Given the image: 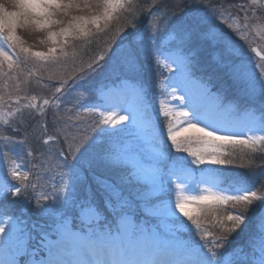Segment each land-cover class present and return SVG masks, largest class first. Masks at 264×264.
Returning a JSON list of instances; mask_svg holds the SVG:
<instances>
[{"label":"snow or ice","instance_id":"1","mask_svg":"<svg viewBox=\"0 0 264 264\" xmlns=\"http://www.w3.org/2000/svg\"><path fill=\"white\" fill-rule=\"evenodd\" d=\"M201 2L202 0H193L191 6L186 7L179 17H174L169 21H165V33L171 34V38L178 37L181 44L195 41L199 46L213 50V58L218 63L219 67L224 70L225 74L228 75L234 83L242 85V90L247 95L255 96L258 93H264V79H260L247 71L242 62H235L234 57L238 55V53L233 50L230 39L209 23L207 14L200 9ZM15 4L19 11L9 12L3 6H0V35L6 30L7 36L4 37V39L9 41L17 39L14 30L18 26L20 17H24V21L27 23L28 13H32L35 16L50 17L51 15H54V13L50 11L52 8L67 9L72 6L71 0H69L68 4H64L63 0H15ZM102 4L104 19H111L112 13L116 12L117 9H122L124 7L125 0H102ZM5 17H8L9 19L5 20ZM99 19L100 17L94 16L92 22L97 23ZM81 20H84V18L74 17L73 21L69 22V26L61 28L59 33L50 32L49 39H54L57 35H67L73 30L77 34L81 33L83 31L79 23ZM33 22L38 25L53 22L60 23V21H51L50 19H44L43 21L36 20ZM149 39H155V37L152 36L149 37ZM140 43V38L134 35L133 38L123 46L121 52L114 54L119 59L120 65L125 71L136 72L138 70L139 57L144 51L140 46ZM24 51L28 50L24 49ZM55 51L56 49L53 47L48 49V53L34 52L33 55L40 58H47L49 53H54ZM157 51L159 50L157 49ZM0 57H4L5 59L8 58L6 49L3 47L2 43H0ZM89 67L93 75L97 72H103L104 70L103 65ZM57 91H60V89H57ZM174 91L175 89H173V92ZM177 99L184 100L186 97H177ZM47 103L48 101H45V104ZM181 115L187 117L189 121L187 127L182 128L181 132L187 133L189 131H194L198 134V139L204 144L216 145L218 142L221 144H249V140L241 138L240 133H233L232 135H217L215 130L209 131L207 127H200L199 122L201 120H209L213 123H218L219 121L213 119L211 113L196 104L191 105L190 110L183 111ZM261 118L264 120V113H262ZM130 119V116H119V119L117 120L114 116L107 115L101 121V124L105 126L116 125ZM190 121H196V123H191ZM97 131L101 136L112 134L107 127L99 128ZM181 132H175L174 129L169 128L167 139L171 141V147H175L177 152L182 150L188 151L189 155L194 157L191 161L192 163H210L215 165H223L225 163L224 160L217 159L215 156H211L210 159L205 160L203 154L192 152L190 149H184L183 143L185 141L178 139L181 136ZM258 139L264 141V136L259 137ZM253 143H255V141H253ZM215 150L216 149L213 148V151ZM68 154L71 155L73 159L68 160L67 158H64L62 160L60 167L62 169L66 168L68 171H62L60 173V178L61 184L63 185L64 177H68L69 188L86 180V173L98 164H104L110 168H119L121 166L119 156L112 149H101L98 151L92 139L86 140L75 150H72L70 147ZM64 156L65 153L62 150L57 152V158ZM12 176L17 179L19 178V174L16 171L12 173ZM25 176H27V174H25ZM97 183L100 185L103 193L102 206L105 210L111 209L118 214H127L133 211L134 208H139L140 205L137 196L140 194L134 195L132 192L128 191V184L124 177H118L117 179L103 182L97 180ZM214 184L215 191L212 189L202 190L207 191L208 194L186 197L184 202L178 200L175 203V208L179 210L183 216L192 220L193 224H197V227H199L198 221L193 220L192 214L185 209V203L223 204L226 201H232L236 204H244L246 207L243 212L229 214L227 217V219L232 222V227L228 229L229 232L236 233L242 231L247 225V213L252 210L253 201H259L264 198L258 197L255 192L248 191L247 186L243 183H237L235 187H231L224 185L223 181L216 178ZM178 187L182 186L178 185ZM9 191L11 192V195L19 196L22 189L20 187H15L14 191L7 189L5 190L4 195H7ZM60 191H63V187ZM224 193H228V195H224ZM44 199H47V197H44ZM63 204L67 207L68 201L65 200ZM86 204L89 211L95 210L98 212L100 209V205L94 203L90 194V189ZM36 207L41 215H52L58 211V209L53 206L42 205L39 202ZM80 207L83 209L84 205L82 204ZM261 213H264V209H261ZM258 223L261 228L260 252L261 254H264V215L259 216ZM5 230V228L0 227V232H4ZM229 242L230 239L228 236H221L214 242L212 247L207 249H205L204 245H198L192 251L190 257L183 261L182 264H241V262L236 259L235 249H233L232 252H227L225 246L228 245ZM259 264H264V255L261 256Z\"/></svg>","mask_w":264,"mask_h":264},{"label":"rangeland","instance_id":"2","mask_svg":"<svg viewBox=\"0 0 264 264\" xmlns=\"http://www.w3.org/2000/svg\"><path fill=\"white\" fill-rule=\"evenodd\" d=\"M212 1V0H209ZM129 0H125L124 7L122 9H117L116 12L112 13L111 19H104L103 16V4L102 0H71V7L65 8H52L50 11L54 13V15H51L50 17L45 16H35L32 13H28V19L27 23H25L24 19L22 17L19 18L18 26L14 30V34L17 37V39H13L14 42H16L17 48L20 49V51H24V49H27L28 51H24L26 54L29 53L30 56L33 58L34 52H43L48 53L49 48H55L56 51L54 53H49L47 58H40L38 57V60L40 59V64L37 66V68L34 69L33 75L35 77L33 78H26L24 80L25 86H30L31 83H33V86L30 90L23 89L22 99L15 97L14 99H9V97H5L4 94L9 91V87L15 86L17 82H19L18 78L9 74V70L6 68H9V64L6 61H9L8 59L16 58L15 53H9L7 54L8 58L5 59L4 57H0V127L2 129H8L11 135L15 137L14 141L17 140L16 147L19 148L20 157L17 158L15 153L9 154V157L13 160H11V164L6 165L5 157L0 158V167H5L6 170H10V173L12 174L14 171L18 172L19 175H21V171L25 175L27 173V168L20 163L21 157H27L26 152L28 151V147L23 145H19L18 136L20 135V131L23 127V118L18 120L16 116L20 112H36L38 114L44 113L47 111L48 103L45 104V101L40 100V103H33L36 101V99H39L40 97H35V91L36 89L40 91V88H51L57 83L60 84V82L57 80L59 79L57 75L55 74V70L52 72H42L41 70L45 69V67L48 64H56V62H60L62 58L64 57L63 50L66 49V47L70 44L71 40H73L74 36H85L88 33L92 34H102L109 32V34L114 35H120L130 30L131 34L135 31H140L138 27L142 25L144 20L148 18L149 23L146 27V31H150L151 36H158V34L155 33V29L157 30V33L163 31L161 28H163L165 21H167L166 18H156L154 16H148L147 10H145L144 2L141 0L134 1L131 6L128 5ZM204 2H207V0H204ZM242 2H246L244 5ZM64 4H68L69 0H63ZM248 3V4H247ZM226 5L223 7L222 10L218 11L215 16L210 19H208L209 23L213 26H215L220 33L227 36L233 46V50H237L239 54L241 55L240 58L238 55H236L238 60L234 57V60L238 61L237 63L242 62L247 71L252 73L254 76L264 79V60L259 62L260 64H257L255 59L253 58V55L250 53V45H258L260 47V50L264 54V0H221L216 2V4H212L213 6L217 5ZM0 6H3L7 11H19V9L16 7L15 0H0ZM252 7L251 10H249L248 7ZM246 8V9H245ZM211 9V8H210ZM258 11V12H257ZM236 13V14H235ZM237 13L245 18V20L252 21L257 20L258 23L256 26H247V24H242V29H246L245 34L250 36V39L246 40L243 44H238L240 35H238V32L241 30L240 23L236 19L235 16ZM147 15V16H146ZM100 17V19L97 21V23L92 22L93 17ZM74 17H83L84 20L79 21L83 31L79 34H77L74 30L70 31L67 35L61 36L57 35L54 37V39H49V33L55 32L59 33L61 28H65L69 26V22L73 21ZM44 19H50L51 21H60V23H49V24H41L38 25L34 23L33 21L40 20L43 21ZM7 27V25H6ZM6 31V30H5ZM93 31V32H91ZM243 34V32H242ZM21 37H19V36ZM161 36H164L163 34ZM159 37V36H158ZM238 46V48H236ZM248 47V49L246 48ZM6 49V47L4 46ZM39 50V51H38ZM7 52V51H6ZM61 54V56H60ZM36 57V56H35ZM6 60V61H5ZM235 61V62H236ZM3 65V66H2ZM55 67V65H54ZM6 69V70H5ZM41 71V72H39ZM51 78H54L57 80V82H53ZM232 82V85H234L238 90H235L237 93L241 95H245V103L252 104V102L257 98L264 99V94L258 93L255 96H249L242 90V85L236 84L232 81V79H229ZM11 84V86H9ZM17 88V86H15ZM26 93V94H25ZM261 95V96H260ZM256 99V101H257ZM52 109L54 112H57L64 116V119L61 121L60 124L52 122V128L60 130L62 134L65 133H74V129H67L66 127L72 125L75 127V115L73 113H69V110L65 107H60L57 102L52 103ZM66 116V117H65ZM119 119V117H118ZM250 119H255L254 117H250ZM257 119V118H256ZM258 120V119H257ZM7 122V123H5ZM244 129V128H242ZM182 133V136L186 137H194L198 136L194 131H189L187 133ZM251 133V132H250ZM249 131H247V134L242 133L241 138L249 140V144L247 145H238L235 146L233 149L230 148V151H228L229 155L232 152H237L238 154L242 151L246 150L248 155L251 157L254 153H260L259 145L260 141H258V136L250 134ZM255 141V143H253ZM208 150H203L205 155L208 156H214L213 154V148H215V145H207L202 143ZM223 145V144H222ZM52 151H55L53 149ZM252 153V154H251ZM252 162V161H251ZM254 165V163L252 162ZM249 166L248 164H245V161L243 164H238L237 166L245 167ZM22 166H24V169L22 170ZM53 175L49 176L47 172L44 173L43 178H33L34 183H36L41 188H33L35 193H40L42 196L49 195V192L54 195V187L56 185V182L60 179V173L56 174L55 169L53 170ZM5 172L0 169V182H3ZM13 177V176H12ZM11 177L12 180H14ZM8 184L11 185V183ZM68 185V184H66ZM57 192L60 191V189H56ZM259 201H253L252 210L247 213L248 215V226L250 227L253 225L257 218L261 215L259 211H257L256 205L259 206ZM246 205L244 204H236L232 201H226L223 204H202L200 205V211L197 213L196 217L198 219L207 218L210 220V222H214L221 227L223 231H228L232 227V222L227 219L229 214H235V212L231 211H237V212H243ZM252 219L251 222H249V219ZM247 226V225H246ZM246 226L243 228V230L246 229ZM15 227L17 225L15 224ZM242 230V231H243ZM241 231H238L236 233H232V236H235L237 233ZM243 241H245V238H243ZM260 252V251H259ZM261 253V252H260ZM264 255V254H261ZM259 258H254L253 263L259 264Z\"/></svg>","mask_w":264,"mask_h":264},{"label":"trees","instance_id":"3","mask_svg":"<svg viewBox=\"0 0 264 264\" xmlns=\"http://www.w3.org/2000/svg\"><path fill=\"white\" fill-rule=\"evenodd\" d=\"M141 1L144 2V6L146 7L145 10L149 9V8L152 10V6H156V1H160L157 4L163 6L162 7L163 10L168 11V10H170V8L172 6L177 5L178 0H141ZM179 1H181V0H179ZM192 3H193V0H192V2L189 1L188 6H191ZM182 7H183V5H182ZM154 108H155V102H152L149 105L143 106V111H144L145 115L150 119H153V117H154ZM166 119H168L166 117V114H163L162 119L160 120L162 128L170 125V123ZM236 154H238V153H236ZM236 154L229 155L230 162H232L234 164H235ZM240 157L243 158V156L241 154H240ZM251 161L255 164V166H258V164L264 165V156H259L258 154H256V156H254V157H249V158L246 157L245 158L246 163H251ZM228 166H232V165L228 164ZM259 186H260V188L263 187V180L260 181ZM209 222H210V220H209Z\"/></svg>","mask_w":264,"mask_h":264}]
</instances>
